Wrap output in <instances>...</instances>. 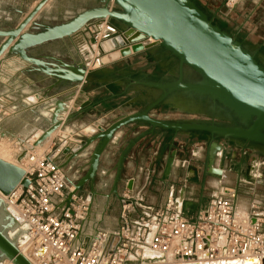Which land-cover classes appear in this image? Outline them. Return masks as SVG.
I'll use <instances>...</instances> for the list:
<instances>
[{"label": "water", "instance_id": "1", "mask_svg": "<svg viewBox=\"0 0 264 264\" xmlns=\"http://www.w3.org/2000/svg\"><path fill=\"white\" fill-rule=\"evenodd\" d=\"M48 1L38 0L15 26L0 29V57L6 53L5 59H19L33 71L54 78L55 86H81L89 82L99 70L89 71L83 63L72 65L58 62L57 65H52L40 58L29 56L28 51L51 42L69 39L91 23L108 20L123 33V41L114 40L116 46L109 49H105L103 44L101 47L104 52L120 49L119 56L127 58L129 51L124 45L130 43L133 44V53L146 52L149 58L155 60L156 52H162L166 58L175 62V71L170 81L146 75L131 78V84L144 93L140 109L116 118L105 128L99 126L95 133L80 140L78 146L61 150L65 161L59 168L64 171L71 162L79 160L95 144L89 154L84 176L76 183L67 180L73 191L68 193L66 202L88 185L90 211L96 196L95 179L100 157L113 135L129 125H139L145 130L120 151L111 185V194L116 199L119 198L118 187L128 153L139 140L148 136L165 135L171 142L170 148L175 140L182 137H195L204 142L205 171L214 176H222L223 171L214 168L213 164L218 152H221V156L224 155L225 144L243 145L259 151L264 148V67L250 53V47L215 23L194 0H92L94 7L75 14L67 21L43 25L35 21V18ZM145 40L152 42L141 45L140 42ZM157 66L160 67L159 64ZM186 69L197 76L196 82L184 80ZM82 88L80 90L84 92ZM73 95L74 91L63 100L60 98L55 101L52 111L47 112L48 126L41 129L40 135L32 143H28V150L40 147L75 116L83 115L85 109L96 106L86 102L80 106L79 111L66 113L63 118L66 112L64 102L71 100ZM192 98L198 99L192 110L197 111L201 102H204L208 108L205 111L199 110L198 113L211 117L212 121L161 120L150 115L160 107L176 109L179 103L194 101ZM216 108L220 111V116L213 111ZM214 118L236 124H218ZM19 144L23 146L24 141H19ZM26 153L27 149L23 148L15 159L16 163L21 162ZM175 157L176 151L172 150L165 163V177L169 176ZM27 185L28 181L20 167L0 159L1 195L7 197L18 186L26 188ZM0 212H3L0 221V259L11 261L12 264H32L5 234L7 228L19 226V222L6 212L2 199Z\"/></svg>", "mask_w": 264, "mask_h": 264}, {"label": "crops", "instance_id": "2", "mask_svg": "<svg viewBox=\"0 0 264 264\" xmlns=\"http://www.w3.org/2000/svg\"><path fill=\"white\" fill-rule=\"evenodd\" d=\"M17 1V4L9 2L6 5L0 1V29L15 26L37 4L38 0ZM263 2L264 0H253L249 18L257 19ZM52 7H55V1L49 0L35 21L43 25L57 24L49 22L45 17ZM88 8L90 6L85 9ZM2 9L5 10L2 11ZM84 31L82 29L69 39L32 48L28 54L52 65H57L58 62L72 65L83 63L87 68L92 69L91 62L95 50L87 42ZM61 42L67 43L68 47L63 50L55 48V44ZM112 54L114 52L107 56L111 62L103 63L102 67L97 69L99 73L81 86H70L69 84L55 86L54 78L33 71L28 64L19 59L14 57L5 59L6 53L0 57V141L8 139L11 146L17 144L18 149L13 153L14 160L23 148L19 141H24V147L30 141H34L36 135H40L41 129L48 126L47 112L52 111L55 101L60 98L63 100L73 91L74 95L71 100L64 102L66 112L63 118L66 113L79 111L80 106L86 102L90 105L96 104V106L85 109L83 115L75 116L67 125L56 130L40 146V149H50L54 143L62 149L78 146L80 140L95 133L99 126L105 128L116 118L142 107L141 98L144 93L140 88L131 84V78L141 75L155 76L151 69L156 67V64L152 65L146 61L148 57L146 52L134 53L124 59L112 58ZM80 87H83L84 92L80 90ZM150 115L161 120H179L177 111L173 107L157 108ZM144 130L145 128L139 125H129L120 129L113 135L111 142L101 155L95 179L96 196L93 198L87 221L84 224L86 239L93 234L96 228L107 232L116 229L120 202L119 198L116 199L111 194L116 160L128 142ZM198 142L201 141L195 137H182L175 140L173 147L170 148L171 142L163 134L139 140L123 163L118 196L120 197L124 191L129 189L133 194L140 193L144 196L146 207L156 209L165 204L168 194L172 192L175 198L181 200L183 215L190 217L207 203L210 196L224 189H237L238 191L240 179L235 175L232 181L224 165L221 152H218V159L214 161L213 167L221 169L222 176L204 174L205 167L201 161V150L190 146ZM94 145L79 160L71 162L64 170L67 180L76 179L78 182L83 177ZM172 150L176 151V157L169 176L165 177V163ZM64 161L65 156L61 154L60 164ZM89 192L87 186L83 187L79 194L89 196ZM238 196L242 208H247L251 200L262 201L254 193L253 199Z\"/></svg>", "mask_w": 264, "mask_h": 264}, {"label": "built area", "instance_id": "3", "mask_svg": "<svg viewBox=\"0 0 264 264\" xmlns=\"http://www.w3.org/2000/svg\"><path fill=\"white\" fill-rule=\"evenodd\" d=\"M230 2V0H227ZM94 48L91 65L102 66V43L121 39L123 33L108 20L83 28ZM152 42L145 40L141 45ZM133 44L124 48L133 55ZM120 57L119 54L117 58ZM21 161L26 188L18 186L5 204L16 211L24 227L25 249L35 264H229L264 262V201L239 203L237 189H224L209 197L192 216L182 213L181 200L170 192L156 209L145 205L142 194L128 189L119 197L117 227L96 228L84 237L90 198L79 193L66 202L69 187L59 168L62 148L53 145L38 154L28 150Z\"/></svg>", "mask_w": 264, "mask_h": 264}, {"label": "rangeland", "instance_id": "4", "mask_svg": "<svg viewBox=\"0 0 264 264\" xmlns=\"http://www.w3.org/2000/svg\"><path fill=\"white\" fill-rule=\"evenodd\" d=\"M4 5L9 2H13V4H17V0H0ZM55 7H52L49 12L45 14V17L48 18L49 22L51 23H59L63 21H67L75 14L84 10L87 6L93 7L95 6L94 1H84V0H54ZM197 4L207 12V14L213 18V21L223 28H225L228 32H230L235 38L242 41L244 44L248 45L252 48H258L261 50V58L264 59V2L262 3L260 10L258 12V17L255 20L253 17L249 18V12L253 6V0H236V3L227 2V0H197ZM5 9H2V11ZM103 45V43H102ZM68 47L67 43H56L55 48L64 49ZM67 50V49H66ZM96 53V52H95ZM104 63H110V59L105 57ZM264 64V60L262 61ZM152 64V63H151ZM154 64V63H153ZM152 64V65H153ZM156 64V62H155ZM154 64V65H155ZM157 66V65H156ZM102 67V66H101ZM92 69L88 70H95L94 66H91ZM98 69V68H96ZM155 75L164 76V73H161L159 70L153 67L151 69ZM181 108V107H180ZM177 111V118L179 120H199L203 119L201 115H195L190 113L189 110L184 108L175 109ZM2 145L10 150V156L7 157L9 162L14 161L13 153L16 152L18 149L17 144L10 145L8 139H3L0 141V145ZM24 145V144H23ZM54 145H58L54 143ZM191 148H197V150H201L200 154L202 155L201 158L205 156V143L198 142L193 143L190 145ZM14 147V148H13ZM24 147V146H22ZM226 153L222 156L224 158V165L228 170V174L230 178H234L235 171L232 167H236L239 163L241 154L235 149V145H224L223 146ZM23 149V148H22ZM48 150L47 148L40 149L38 148V154L43 151ZM204 151V152H203ZM246 153L248 154V160L246 161L245 165H251L253 163L254 171L252 170L247 176H240V185L238 188V195L244 196L247 199H253V193L258 196L259 199L264 201V158L260 157L259 155L254 154L253 151L247 150ZM198 154V153H197ZM118 159V157H117ZM201 159V161H203ZM218 156H215L216 161ZM253 160V161H252ZM117 163V160H116ZM84 176V175H83ZM72 183H76V179H68ZM233 181V179H232ZM69 187L71 185L68 184ZM85 185L84 187H87ZM86 188H84L85 190ZM5 203V200L3 201ZM6 212H7V205ZM120 207V206H119ZM114 208H117V206ZM12 210V209H11ZM117 210V209H116ZM9 213V212H8ZM16 213V211H15ZM3 212H0V220L2 219ZM24 232V227L15 226L14 228H7L5 230V234L8 236L9 239L13 240L17 243L18 237H16V231ZM25 235V234H24ZM25 239L22 238L21 241H18V246L21 248L25 245ZM26 252V251H25ZM0 264H6L4 259H0Z\"/></svg>", "mask_w": 264, "mask_h": 264}, {"label": "flooded vegetation", "instance_id": "5", "mask_svg": "<svg viewBox=\"0 0 264 264\" xmlns=\"http://www.w3.org/2000/svg\"><path fill=\"white\" fill-rule=\"evenodd\" d=\"M246 45V44H245ZM248 46V45H246ZM249 47V46H248ZM248 50L250 51V53H252L254 55V57H256L259 61L260 64H262V66L264 67V64L262 63V61L264 60L263 58H261V50L258 49V48H248ZM154 59H151L149 57H147L146 61L148 63H154L156 62V65L159 64L160 67L156 66L155 69L159 70L161 73H164V76L162 75H155L156 78H162V80L164 81H170L172 80V74L174 73L175 71V62L173 60H170L169 58H166L164 56V53L162 52H156L155 56H154ZM151 77H154V75ZM184 80L186 82H196L198 80L197 76L192 73L191 71L189 70H185L184 72ZM192 100L194 101H184L182 102L181 104L179 103L177 107L178 109H181V108H184L186 110H189L190 113L192 114H195V115H201L200 117L203 118V119H199V120H195V121H203V122H209V121H212V118L211 117H208L204 114H200L198 113V111L200 110H203L205 111V109H207L208 107L205 106L204 102H201V104L199 105V109L196 110H192V107L193 105L195 104L196 105V102L195 101H198V99L196 98H192ZM181 107V108H180ZM176 108V109H177ZM208 112L209 111H212V110H207ZM216 114H218L219 116L221 115L220 114V111L216 108L215 110H213ZM216 123L218 124H236L235 122L233 121H227V120H224V119H217V118H214L213 119ZM206 147V145H205ZM235 149H237V151L241 154V157H240V160H239V163L236 165V167H232L235 171V174L240 178V176H248L249 177V174L250 172L254 169V166H253V163L251 165H246L243 167V165H245L246 161L248 160V154L246 153L247 150H250V151H253L254 154L256 155H259L260 157L264 158V148L262 150H253V149H250V148H247V147H244L243 145H235ZM226 153V151H225ZM205 154V153H204ZM206 155V154H205ZM205 159H206V156H204L203 158V165L205 163ZM253 161V160H252ZM202 165V166H203ZM204 174H208L206 171H204Z\"/></svg>", "mask_w": 264, "mask_h": 264}, {"label": "bare ground", "instance_id": "6", "mask_svg": "<svg viewBox=\"0 0 264 264\" xmlns=\"http://www.w3.org/2000/svg\"><path fill=\"white\" fill-rule=\"evenodd\" d=\"M236 2V0H230V2L233 4V2ZM136 34V33H135ZM104 45V48L105 49H109V48H111V47H113V46H116V41H111V42H105V43H103ZM119 53L116 51V52H114V54H112V58H115V57H117V55H118ZM73 100V99H72ZM39 135V134H38ZM38 135H36V137H38ZM52 136V135H51ZM33 141H30L29 142V144L30 143H32ZM38 148H40V147H36V148H34L33 150H34V152H38ZM10 150L9 149H7V148H5L3 145H2V143H1V145H0V159H2V160H4V161H6V162H8V163H12V164H14V165H17L18 167H20L21 168V162H19V163H16V161H14L15 163H13V162H9L8 160H7V157H9L10 155ZM21 169H23V168H21ZM253 171H254V169H253ZM0 199H2V201H4L5 200V196H3V195H1L0 194ZM12 209V210H11ZM9 212V213H8ZM7 213L9 214V215H11L14 219H17V217H16V213H15V210L13 209V207L12 206H10V205H7ZM1 221V220H0ZM25 233L24 232H22V231H16V237H18V240H17V243L15 242V244H16V247L18 248V250L32 263V264H35V262H34V260L32 259V258H30L29 256H28V253H27V251H26V249H25V245L23 246V247H19L18 246V241L20 242L21 241V239L22 238H24L25 239V235H24ZM8 237V236H7ZM26 251V252H25ZM5 260V259H4ZM5 262H6V264H12V262L11 261H8V260H5Z\"/></svg>", "mask_w": 264, "mask_h": 264}, {"label": "trees", "instance_id": "7", "mask_svg": "<svg viewBox=\"0 0 264 264\" xmlns=\"http://www.w3.org/2000/svg\"><path fill=\"white\" fill-rule=\"evenodd\" d=\"M114 25V24H113ZM114 26H116V25H114ZM117 27V26H116ZM220 27H222V26H220ZM223 28V27H222ZM223 29H225V28H223ZM226 30V29H225Z\"/></svg>", "mask_w": 264, "mask_h": 264}]
</instances>
